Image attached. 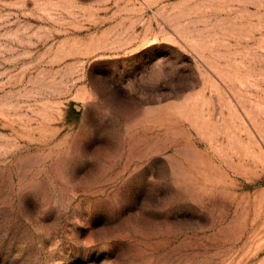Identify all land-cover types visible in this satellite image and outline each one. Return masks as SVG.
Listing matches in <instances>:
<instances>
[{"label": "rangeland", "instance_id": "obj_1", "mask_svg": "<svg viewBox=\"0 0 264 264\" xmlns=\"http://www.w3.org/2000/svg\"><path fill=\"white\" fill-rule=\"evenodd\" d=\"M0 264H264V0H0Z\"/></svg>", "mask_w": 264, "mask_h": 264}]
</instances>
